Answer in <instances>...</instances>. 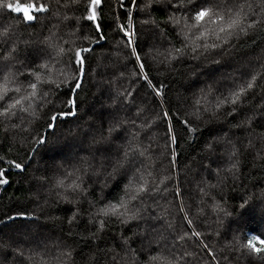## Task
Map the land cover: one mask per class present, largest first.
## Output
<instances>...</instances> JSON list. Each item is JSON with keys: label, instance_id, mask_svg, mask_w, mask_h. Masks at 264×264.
<instances>
[{"label": "snow or ice", "instance_id": "1", "mask_svg": "<svg viewBox=\"0 0 264 264\" xmlns=\"http://www.w3.org/2000/svg\"><path fill=\"white\" fill-rule=\"evenodd\" d=\"M104 4L0 0V189H23L0 223L25 222L0 264H264V234L239 229L264 216L244 171L264 168V0Z\"/></svg>", "mask_w": 264, "mask_h": 264}, {"label": "trees", "instance_id": "2", "mask_svg": "<svg viewBox=\"0 0 264 264\" xmlns=\"http://www.w3.org/2000/svg\"><path fill=\"white\" fill-rule=\"evenodd\" d=\"M21 3H30L32 2V0H20ZM114 6V0H105V4H104V13L106 14L109 9L111 7ZM155 16L157 19H162L163 18V14L160 12H156ZM10 20L8 19L7 16H4L2 18H0V24H7L9 23ZM109 21L105 20L104 24L106 25L105 27V33L110 35V31L109 28L107 27ZM41 24L38 21L35 25V28L37 30H39ZM33 29L31 28H24L23 25H21V32L23 33H27L32 31ZM256 39L258 41H260V46L264 47V36H257ZM111 42V41H110ZM241 43L243 44L244 42L241 41ZM252 45L249 42L247 45H245V47L242 49V52H246L249 48H251ZM99 51V49H98ZM257 51H259V47L257 48ZM243 61V56L240 57V59L238 60H234L232 62L231 66H225L217 71L212 72V75L214 76V78H216L217 80L221 79V77L225 76L227 73L231 72L232 67L233 66H238L239 63H241ZM215 67V66H213ZM211 71V70H209ZM204 77H201V80H203ZM166 83H170L172 84V88L175 89L177 88V83H173L172 79L170 78L169 80L166 81ZM180 83H183V81H180ZM94 90V89H93ZM182 90V89H181ZM143 93V90H141V94ZM173 93L170 92L169 95H172ZM253 157L251 155H249L248 157H246L245 163L247 164V167L244 169L245 174H247V180L245 181V183H247L248 185H252V184H257L258 182L259 185L258 186H264V168H260L259 167V162L257 161V166L253 167ZM9 178L10 179H14L13 174H9ZM123 184V180L120 181H116V182H112L110 183L106 188L105 191L107 193H109V198L112 197H116L119 192H120V185ZM183 186L186 189V192H191L192 195V208L189 210L190 214H194L195 210H196V200L199 198L198 197V193L196 192L195 188L193 187L192 183H188V184H184V182L182 181ZM21 191H23V189H17L16 187L13 186H8L6 189H0V220H3V215L2 213L4 211H7L9 208H13V204L9 203V193L15 192L16 196H20ZM97 195H99V193H97ZM241 195V192L239 191V189L236 192H232L229 191L227 193V197H233V196H239ZM226 197V198H227ZM185 200L186 203L188 202V197L187 195L185 196ZM239 200H234V199H229L228 203L229 205H238L239 204ZM29 209H31L32 207H34L33 205H28ZM208 211V215L200 217L199 221L197 222V228L198 230H202V231H206V225L205 222L211 224V226L213 228L216 227V225L214 223H212V221L215 220V217L211 215L210 209L207 210ZM262 216L259 214V208L257 207V209L255 211H250L248 214H246V216L239 222V229L241 233H249V232H254V233H258V234H264V229L263 227L259 226L260 225V218ZM264 217V216H263ZM25 222L17 220L14 223L13 222H8L6 225L3 223H0V236L2 237H8V236H12L13 238H15V234L18 230H20V226L22 224H24ZM181 223V221L178 219L177 221V227L179 229V224ZM186 227V225H185ZM235 227V225H234ZM232 236V232L229 231L225 234V236H221L220 240L221 242H223L225 240V238L227 239H231ZM78 248H82L84 247V242H79L76 245ZM187 247L191 248L192 245L189 242L187 244ZM0 259H2V255H0ZM11 259V257H9V260ZM240 264H243V261L240 262ZM255 264H261L260 260H256Z\"/></svg>", "mask_w": 264, "mask_h": 264}, {"label": "rangeland", "instance_id": "3", "mask_svg": "<svg viewBox=\"0 0 264 264\" xmlns=\"http://www.w3.org/2000/svg\"><path fill=\"white\" fill-rule=\"evenodd\" d=\"M259 226L263 227V229H264V217L263 216L260 218V225Z\"/></svg>", "mask_w": 264, "mask_h": 264}]
</instances>
